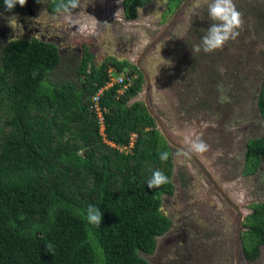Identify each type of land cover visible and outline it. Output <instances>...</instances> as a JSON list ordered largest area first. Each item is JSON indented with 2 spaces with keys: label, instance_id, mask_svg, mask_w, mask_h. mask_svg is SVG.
<instances>
[{
  "label": "trees",
  "instance_id": "1",
  "mask_svg": "<svg viewBox=\"0 0 264 264\" xmlns=\"http://www.w3.org/2000/svg\"><path fill=\"white\" fill-rule=\"evenodd\" d=\"M153 1L122 0V9L132 16ZM45 2L56 12L60 0ZM24 8L17 4L8 11L0 0L2 13ZM200 29L195 38L206 34V21ZM62 66L58 46L37 37L8 40L0 51V264H152L145 255L154 253L171 224L162 200L174 193L173 162L170 144L147 106L135 100L142 73L134 66L138 76L131 86L104 89L103 135L90 108L92 95L108 81L109 66L120 73L130 65L114 57L96 65L84 48L73 77H59ZM187 91L188 98L193 90ZM255 104L264 120V72ZM196 106L205 104L200 100ZM163 151L170 153L167 161L160 160ZM262 159L264 135L250 138L243 173L256 172ZM157 169L169 182L150 189L147 180ZM89 204L103 213L101 225L85 219ZM251 208L241 233L248 261L264 245V201Z\"/></svg>",
  "mask_w": 264,
  "mask_h": 264
},
{
  "label": "rangeland",
  "instance_id": "2",
  "mask_svg": "<svg viewBox=\"0 0 264 264\" xmlns=\"http://www.w3.org/2000/svg\"><path fill=\"white\" fill-rule=\"evenodd\" d=\"M183 2L154 0L127 16L122 0H80V7L71 14L49 11L45 0H27L21 12H0V51L6 41L16 38L53 42L64 62L58 76L68 78L73 77V66L84 48L94 64L114 57L130 65L122 72H131L134 59L146 47L140 61L144 80L138 99L144 100L146 78L150 79V105L163 116L161 122L171 141L188 150L190 131L202 137L209 150L195 154L244 217L252 204L264 201V159L255 173H243L247 141L264 135V120L255 104L264 72V0H234L243 18L239 36L210 53H192L191 49L201 41L195 35L203 32L202 23L207 22V29L213 23L208 17L211 0H188L180 7ZM70 17L74 25L68 23ZM179 54L187 55L189 61L200 56L202 62L186 66L182 62L185 69L178 72ZM132 73L137 78V71ZM189 89L193 92L184 104L180 100ZM200 100L205 104L202 108L196 106ZM186 105L187 112L182 109ZM169 144L174 193L163 197L162 210L171 224L157 239L154 253L145 258L152 264H264V245L252 261L244 258L240 246L236 256L235 208L225 202L191 156ZM177 231L185 232L181 245L175 244Z\"/></svg>",
  "mask_w": 264,
  "mask_h": 264
},
{
  "label": "clouds",
  "instance_id": "3",
  "mask_svg": "<svg viewBox=\"0 0 264 264\" xmlns=\"http://www.w3.org/2000/svg\"><path fill=\"white\" fill-rule=\"evenodd\" d=\"M26 2L27 0H4L8 11L14 9L17 4L21 7L25 6ZM79 7L80 0H66V2L60 0L55 6V11L71 14L73 10ZM208 15L213 23L208 27L206 34L201 37L200 43L192 46V53H199L201 50L205 53L213 52L223 48L229 40H235L239 36L238 29L243 26V18L242 13L236 8L234 0H211V3L208 4ZM68 23L74 25L76 22L70 17ZM187 140L190 145L188 151L191 153L203 154L209 150L210 146L194 132H189ZM180 154V152L177 153V155ZM169 155L168 151L160 152V160L167 161ZM168 182L169 177L157 169L152 172L151 177L147 180V186L150 189L159 188ZM83 215L89 224L101 225L103 213L98 206L89 204ZM46 248L54 253V246L51 242L46 243Z\"/></svg>",
  "mask_w": 264,
  "mask_h": 264
},
{
  "label": "flooded vegetation",
  "instance_id": "4",
  "mask_svg": "<svg viewBox=\"0 0 264 264\" xmlns=\"http://www.w3.org/2000/svg\"><path fill=\"white\" fill-rule=\"evenodd\" d=\"M172 21L170 20V22L167 24V25H170V23H171ZM149 47V46H148ZM147 48L145 47L142 51H141V53L140 54H138V56H136V58L134 59L135 60V66L137 67V64L139 65V70L140 71H143L142 70V68H141V65H140V61H141V59H142V57H143V55H144V52H145V50H146ZM83 51V50H82ZM82 51H81V55H82ZM182 54V53H181ZM181 54H179L178 55V60L175 62V68H179V70H177L178 72L180 71V72H182V71H184V69H185V66L186 65H189L190 63L191 64H200L199 62H202L200 59H199V61H198V63H194L193 61H192V57H191V61H189L188 60V58H187V55H184V56H181ZM202 56V55H201ZM74 55H72L71 56V61L74 59ZM186 57V58H185ZM182 62H183V64L185 65V66H181V64H182ZM173 76H181L182 77V75H173ZM144 78H146L145 76H144ZM144 80V79H143ZM141 88H142V86H141ZM148 89V92H146V90ZM146 90H145V98H144V100L146 99V98H148V96H149V103H148V101H147V103L148 104H146L145 103V101L143 100V101H141V102H144L145 103V105L147 106V110H148V112L151 114V115H153V118H154V120H155V122H156V124H157V121H159L160 123H161V125L163 126V128H164V122H161V120L163 121V116L160 114V112L158 111V108H156L155 106H154V104H151L150 105V102H151V100H150V91H152V88H151V85H150V79H148V78H146ZM153 90H154V88H153ZM140 93V92H139ZM187 94V93H186ZM186 94H185V97H183L180 101L183 103L184 102V104H185V99L187 98V96H186ZM183 100V101H182ZM165 111V110H164ZM157 126H158V124H157ZM190 152V151H189ZM192 154H194L196 157H198L195 153H192ZM219 192V191H218ZM219 194L222 196V197H224L220 192H219ZM225 198V197H224ZM225 202H228L229 203V205L231 204V205H234L231 201H230V199L229 200H227L226 198H225ZM236 206V205H235ZM238 208V207H237ZM238 211L241 213V216H243V214H242V211L238 208ZM238 211H236V209H235V212H237V214H238ZM164 213V212H163ZM237 216V215H236ZM238 220H239V218L237 217V226H236V233H235V236H237V234H238V228H239V224H238ZM242 222H243V217L241 218V222H240V239H239V243H238V246H240V248H241V233L243 232V229H242ZM183 223V222H182ZM182 223L180 224V226L179 227H182ZM185 227H187L188 229H189V227L190 228H192V226H189L188 224H183ZM190 230V229H189ZM168 231V230H167ZM178 232V231H177ZM182 234H185V232L184 231H181V232H178L176 235H177V237H175V240H177L176 241V243L175 244H183L184 243V241L182 242V240H184L185 239V236H183ZM164 235V234H163ZM163 235H161V236H163ZM235 253H236V251H235Z\"/></svg>",
  "mask_w": 264,
  "mask_h": 264
},
{
  "label": "built area",
  "instance_id": "5",
  "mask_svg": "<svg viewBox=\"0 0 264 264\" xmlns=\"http://www.w3.org/2000/svg\"><path fill=\"white\" fill-rule=\"evenodd\" d=\"M108 81L105 83L104 86L98 88L92 95V104L90 106L91 110L95 113L98 122L101 127V133L103 134V128H104V112L106 111V107L101 104L100 99L101 95L103 94L104 89L112 86L113 84H119L120 89L119 90H125L129 86L133 84V81L136 79V76H134V73L132 72H120L115 73L114 69L109 66L108 68ZM135 77V78H134ZM118 90V91H119ZM104 135V134H103ZM106 140V139H105ZM113 145V143L109 142ZM130 148L133 146V140L131 139L128 145ZM127 149V148H125Z\"/></svg>",
  "mask_w": 264,
  "mask_h": 264
},
{
  "label": "water",
  "instance_id": "6",
  "mask_svg": "<svg viewBox=\"0 0 264 264\" xmlns=\"http://www.w3.org/2000/svg\"><path fill=\"white\" fill-rule=\"evenodd\" d=\"M188 0H184V2L182 3V5L180 6V7H182L183 5H185V3L187 2ZM178 11V10H177ZM177 11H176V13L174 14V16H173V18L177 15ZM172 18V19H173ZM137 68L139 69L140 67H139V65L137 64ZM146 92H148V89L146 90ZM137 96H138V94H137ZM135 97V100H137V101H140L139 99H138V97ZM145 101V103L146 104H148L147 103V98L144 100ZM152 114V113H151ZM153 116V115H152ZM157 124H158V128L161 130V133L164 135V137L166 138V140L168 141V143H172L173 145H176L180 150H182V151H185L186 152V154H188L189 156H191L195 161H196V163L203 169V171L206 173V175H207V177L213 182V184L215 185V186H217L216 185V181H215V178L211 175V173L209 172V170L205 167V165L203 164V162L198 158V157H196L194 154H192L191 152H189L188 150H186L184 147H182V145H180V144H176V143H174L173 141H171V139L169 138V136H168V134H167V132L165 131V129L163 128V126L161 125V123L159 122V121H157ZM218 187V186H217ZM219 188V187H218ZM219 190H220V192H221V194L227 199V200H229V198L224 194V192L221 190V188H219ZM233 207L236 209V211H238V208H237V206H235V205H233ZM238 218H239V220H238V224H239V230H238V234H237V236H236V256L238 255V243H239V239H240V222H241V218H242V216H241V213L238 211ZM236 260H238V258H236Z\"/></svg>",
  "mask_w": 264,
  "mask_h": 264
}]
</instances>
